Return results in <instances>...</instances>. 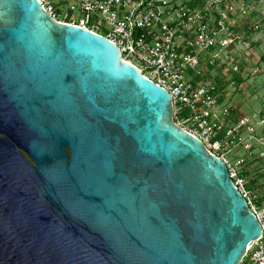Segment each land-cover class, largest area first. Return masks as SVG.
<instances>
[{"label": "water", "instance_id": "obj_1", "mask_svg": "<svg viewBox=\"0 0 264 264\" xmlns=\"http://www.w3.org/2000/svg\"><path fill=\"white\" fill-rule=\"evenodd\" d=\"M174 113L113 41L0 0V264H241L262 226Z\"/></svg>", "mask_w": 264, "mask_h": 264}, {"label": "built area", "instance_id": "obj_2", "mask_svg": "<svg viewBox=\"0 0 264 264\" xmlns=\"http://www.w3.org/2000/svg\"><path fill=\"white\" fill-rule=\"evenodd\" d=\"M39 1L56 20L113 41L126 61L168 90L177 123L226 163L262 226L261 240L252 244L241 264L246 259L248 264H264V203L257 204L245 186L241 173L245 159L239 156L234 164L229 161L234 148L251 155L255 144L264 145V139L253 117L238 115L234 107L222 104L226 89L205 70L224 66L231 73L227 75L229 87L238 90L232 74L239 71V65L226 56L235 38L225 16L233 9L229 1L214 0L209 8L200 9L175 0H72L69 10L61 13L48 0ZM103 25L109 27L107 33L99 28ZM185 109L191 111V116L182 118ZM261 118L264 124V115Z\"/></svg>", "mask_w": 264, "mask_h": 264}, {"label": "rangeland", "instance_id": "obj_3", "mask_svg": "<svg viewBox=\"0 0 264 264\" xmlns=\"http://www.w3.org/2000/svg\"><path fill=\"white\" fill-rule=\"evenodd\" d=\"M61 13L68 11L72 0H48ZM184 1L188 5L197 8H209L214 0H175ZM233 7L230 13H226V21L232 26L235 36L229 45L226 56L232 57L239 65V71L232 74V79L237 81L238 90L229 87L227 81L230 71L224 66L207 68L206 72L211 78L221 84L226 91L223 94L222 104H228L235 108L238 115H249L258 122L256 127L259 136L264 139V124H261V116L264 114V0H228ZM77 13L79 12L76 11ZM63 14V13H62ZM63 15H60L62 18ZM102 33H107L108 26L99 27ZM201 57H207L202 54ZM225 57V56H224ZM190 72H187V75ZM191 111L183 110L182 118L190 117ZM176 122L177 119L174 118ZM229 155L230 163H235L240 156L246 163L241 168L245 173L246 188L252 190V195L257 204L264 203V145L255 144L253 154L246 153L243 149H233ZM235 154V155H234ZM247 261V259L245 260Z\"/></svg>", "mask_w": 264, "mask_h": 264}, {"label": "trees", "instance_id": "obj_4", "mask_svg": "<svg viewBox=\"0 0 264 264\" xmlns=\"http://www.w3.org/2000/svg\"><path fill=\"white\" fill-rule=\"evenodd\" d=\"M261 60L264 62V56H261ZM264 115V114H263ZM245 173H242V176L245 177ZM250 190V189H249ZM252 191V190H251ZM243 264H248L247 261H244Z\"/></svg>", "mask_w": 264, "mask_h": 264}]
</instances>
